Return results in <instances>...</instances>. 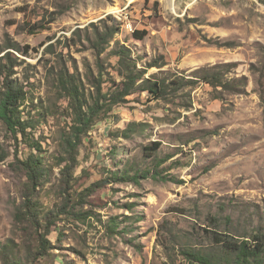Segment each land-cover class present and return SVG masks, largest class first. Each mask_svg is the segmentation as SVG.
<instances>
[{
    "label": "rangeland",
    "instance_id": "374dc122",
    "mask_svg": "<svg viewBox=\"0 0 264 264\" xmlns=\"http://www.w3.org/2000/svg\"><path fill=\"white\" fill-rule=\"evenodd\" d=\"M111 25L117 33L97 58L91 42ZM135 30L146 33L141 41ZM12 44L20 52L5 50ZM117 44L137 69L165 63L145 78L193 80L217 66L233 90L196 82L162 100L133 94L98 116L66 176L73 111L57 77L67 71L92 105L99 79L108 95L120 81ZM7 52L28 129L15 139L0 121V264L5 246L21 264H186L182 247L211 249L205 231L264 230V0H0V57ZM4 83L0 74V92ZM32 156L42 159L37 231L16 218ZM124 171L161 179L111 182Z\"/></svg>",
    "mask_w": 264,
    "mask_h": 264
},
{
    "label": "trees",
    "instance_id": "16d2710c",
    "mask_svg": "<svg viewBox=\"0 0 264 264\" xmlns=\"http://www.w3.org/2000/svg\"><path fill=\"white\" fill-rule=\"evenodd\" d=\"M36 29L29 28L27 32L34 34ZM117 33L114 25L106 27V32L103 35H97L95 43L91 42V48L98 58L109 45L111 40ZM144 31H133L132 37L134 40L141 41L145 37ZM5 50H13L20 52L18 45H8ZM112 56L116 58V72L120 81L114 85V92L112 94L102 93L101 82L99 79L97 86V97L92 105H89L86 99L80 95L79 89L73 80V77L66 71L59 74L57 77V89L62 94L70 105L73 111V121L70 129V134L64 137V150L66 158L64 173L69 176L70 171L74 168L76 163L77 150L80 145L82 136L86 135L88 131L95 125L98 116L103 113H108L110 109L121 103L126 102V99L135 93H146L152 100H162L166 98L169 89L176 92L184 86H192L196 82H202L210 88L217 90H233V87L227 82H224L223 77L220 76L217 66H212L204 69H198L194 73L193 80H186L184 78L177 79L167 83L166 80H156L154 75L145 78L147 71L150 69H161L165 63L152 61L146 65L144 69H137L135 61L132 60V52L121 45H116L112 51ZM4 62V65H2ZM0 65L3 68L1 76H4V86L0 92V121L6 127V130L16 139L18 135L26 136L28 124L20 121L19 107L25 100L26 93L23 89L18 88L10 81V72L13 65L11 64L10 52H7L0 57ZM7 65H10L7 67ZM10 71H6L7 69ZM99 76L102 73L99 72ZM177 82V83H175ZM171 91V92H172ZM131 125L127 130L120 134L124 140H129L131 132ZM137 126V125H136ZM143 131V129H141ZM154 151V150H150ZM22 167L26 171L28 177L29 193L25 196L23 203V210L16 215L19 222L28 221L32 227L40 229L39 225V209L33 201V196L38 187H40L42 159L40 157H29L25 162H22ZM138 178L152 180L161 179L160 175L154 173L143 174L138 177L136 174L130 176L128 172L124 171L117 174H111V182H134L138 184ZM166 180L165 178H162ZM97 186V185H96ZM94 185L93 188H96ZM230 219L227 218V221ZM54 224L53 220H47L43 225V234L39 236V250L45 252L48 240L45 238L49 235L51 226ZM206 236L211 242V249L205 250L202 248L182 247L180 250L181 257L186 264H264V230L257 229L256 232L247 233L245 236L235 235L232 231H205ZM10 246L3 248V264H21L15 262L10 257Z\"/></svg>",
    "mask_w": 264,
    "mask_h": 264
}]
</instances>
